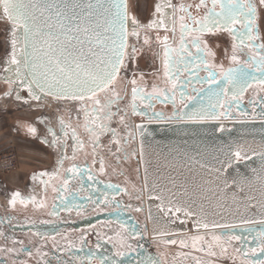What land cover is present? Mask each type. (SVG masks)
I'll use <instances>...</instances> for the list:
<instances>
[{
    "label": "snow or ice",
    "instance_id": "snow-or-ice-1",
    "mask_svg": "<svg viewBox=\"0 0 264 264\" xmlns=\"http://www.w3.org/2000/svg\"><path fill=\"white\" fill-rule=\"evenodd\" d=\"M258 4L261 10H264V0H258ZM138 7V0H132L131 5L129 0H0V18L10 22L7 55L2 61L3 68L0 69L2 73L0 78L8 85L4 95L10 96L15 92V99L24 104H28L29 100L39 101L45 96L79 102L86 119L90 120V130L94 136L93 146L101 147V137L107 134L116 149L114 153L111 152V148L108 151L117 161L120 160L121 152H124V158L127 159L128 153L121 143L122 139L127 143V139L120 137L117 129L112 127V122L118 116V123L128 128L125 115H121L124 111L120 108L123 97L115 90L114 85L118 78H127L132 64L142 52V49L137 47L141 42L142 31L143 45L151 46L153 38L149 34L150 29L156 30L157 33L163 29L165 32L175 34L178 27L180 39L179 45L175 48L168 44L167 35L162 41L159 34L155 37L156 42L163 43L165 86L153 85L151 91H145L138 84L134 74L130 79L132 113L147 116L150 120L163 118L161 112H150L153 108L152 102L158 100L161 103L170 101L173 105L177 103L181 105L174 113V118L178 121L201 124L219 121L222 117H232L234 111L241 116H248L247 111H241L245 93L253 85L264 86V36L260 34L258 7L254 0H210V6L209 0H199L194 7L197 10L206 9L201 16L192 15L190 11L193 8L192 4H174L172 0H155L151 16L146 22H142L137 15L131 14L130 8ZM178 12L183 14L178 16ZM224 34L231 37V54L228 56L230 66L227 68L223 64L217 65L212 62L210 58L214 57L215 53L205 39L206 36L218 38ZM130 40L135 42L130 44ZM25 91L26 97L22 95ZM102 95L104 99H101ZM248 104L252 105L253 119L258 116L264 122V96L257 94L254 99H249ZM257 105L260 106L258 113ZM59 124L60 133L48 127L47 131L51 133L52 138L51 140L46 137L41 138V142L52 149L59 146V164L63 167L64 160L68 158L65 155L67 142L64 138H67L69 133L65 130L63 119L59 120ZM144 127L143 124L135 125L141 138L144 135ZM14 129L24 130L32 138L39 135L37 127L31 123L20 122L14 125ZM220 130L223 131L222 124ZM131 135L129 132L128 136ZM71 138L77 139L75 130L72 131ZM80 147H83L82 142ZM140 149V159L147 163L143 139ZM249 152L264 162V145L259 151L249 145H237L235 150L227 155L225 161L219 162L221 167L213 166L209 170L210 175L215 174V180L205 182L209 185L207 187L205 183L197 184L195 180L181 179L182 174L159 175L157 182L149 188V198L158 201L156 214L153 215L151 212L149 214V219L154 224L153 232L169 237L171 234L167 230L168 224L174 223L180 216L195 218L197 229H219L221 232L211 235L212 242H207L203 235L190 237L191 248L199 252L206 251L209 256H216L217 253L213 250L216 247H219L221 254H227L226 245L234 242L243 244L244 238L237 235L235 229L247 226L244 231L257 232L253 237L256 247L246 250L235 248V252L245 258L249 255L254 256L257 252L264 254V227L257 231L255 219L239 214L238 209L233 211L230 205L226 206L221 202L222 187L236 186L243 192L245 184L248 183L236 178L232 179L230 184L229 178L220 175L221 171L225 170V165L231 167L233 160H249ZM132 155L135 156L136 153L133 152ZM71 159L75 160V155ZM95 163L96 161L93 160V164ZM200 167L207 169L208 165L203 163ZM105 170L104 161L101 159L99 171L104 173ZM64 171L66 174L84 175V169L76 164ZM88 171L90 172L91 169ZM145 173L147 180V168ZM56 175L58 173L46 171L38 173L40 177ZM32 178L36 179L37 174ZM69 179H64L59 187L53 188L57 193L56 198L61 201L66 211L72 209L65 203L67 197L62 196L61 192L67 190ZM94 179L92 175H88L89 181ZM258 180L264 185V176L258 177ZM45 185L47 186V181ZM145 186L148 187L147 183ZM107 187L116 190L119 185L109 183ZM18 197H20L19 192L12 193L11 205L16 204ZM31 199L35 200L34 197ZM73 199L76 197L73 196ZM87 199L97 207L110 203L107 195L104 200L99 197L93 200L91 195L87 196ZM232 199L233 203H242L246 213L250 212L252 207H259L262 217L259 224L264 225V187L261 188V199L255 206L251 205V201L256 199L254 196L238 202L234 194ZM21 202H25L23 198ZM38 203L43 206V201ZM142 210L140 207L135 209L137 212ZM52 214H56L55 206ZM225 216L229 219L226 220ZM235 218L239 219L238 224L231 222ZM6 219L11 224V218ZM4 222L0 219V223ZM156 225L164 226L158 228L155 227ZM121 227L125 228L127 234L117 233L119 242L113 245L117 250L112 255L101 254L100 257H96L95 252H90L86 259L90 262L95 261V264H162L160 259L150 256L139 260L130 256L131 253L139 255L137 248L133 247L130 241L133 238H142L144 233L137 231L136 226H132L131 231H127V224H121ZM0 236L7 239L3 231H0ZM101 239L97 234L95 245L97 250L102 248ZM111 239L109 237V242ZM80 240L81 243H85L86 234L82 233ZM13 243L20 244V249L8 248L6 251L26 250L22 240H13ZM164 243L175 245L177 241L168 238ZM179 243L184 248L189 247L184 239ZM197 244L201 246L197 247ZM74 247L75 244L70 241L62 245L53 238L51 249L56 256L57 264L60 259L58 253H63L65 248L67 251H72ZM37 251L41 250L38 248ZM27 254L29 257L32 256L31 251ZM180 255L187 254L182 252ZM47 256L48 253L45 252L40 258L44 264H52V260L45 259ZM196 264L203 262L197 259ZM242 264H264V259L251 262L245 259Z\"/></svg>",
    "mask_w": 264,
    "mask_h": 264
},
{
    "label": "flooded vegetation",
    "instance_id": "flooded-vegetation-1",
    "mask_svg": "<svg viewBox=\"0 0 264 264\" xmlns=\"http://www.w3.org/2000/svg\"><path fill=\"white\" fill-rule=\"evenodd\" d=\"M154 2L155 0H151L150 2L151 9L149 10L147 18L151 16ZM172 2L174 4H192L193 8L190 11L193 16H201L206 11V9L197 10L194 7L195 4L199 3V0H172ZM254 2L257 3L258 7L260 34L264 36L260 23L258 0H254ZM182 14L177 13L178 16ZM139 18L142 22H146L147 20V18ZM149 34L153 38L152 45H143L144 33L142 31L141 42L137 44V47L141 48L142 52L132 64V69L128 73L127 78H118L114 85L115 90L123 97V100L120 102V108L124 111L121 112V115H125V123L128 125V128H124L123 125L118 123V116L112 122V127L117 129L120 137L127 139V143H124L123 139L121 141L123 148L128 153L127 159L124 158V152H121L119 154L120 160L117 161L108 151L111 148V152L114 153L116 149L107 134L101 137V147L93 146L92 140L94 136L90 130V120L86 119L83 107L79 102L43 97L39 101L31 100V111L37 112V114H29L26 116L15 115L9 118L13 127L11 130L12 133H20L43 147H47V145L41 142V138L46 137L49 140L52 138L51 133L47 131L48 127H51L59 134L61 127L59 120L63 119L66 125L65 130L69 133V136L64 138L67 142L65 155L68 158L64 160L63 167H61L59 164L60 148L57 146L55 148L54 158L51 160V156H48L43 160V164L37 163L36 165L38 166L27 173L24 179V183L25 181L26 183L23 186L13 184L10 179L4 181L0 178V219L5 221L4 223H0V231H3L7 236V239L4 236H0V264H44L40 257L45 252L48 253L45 259H50L52 260V264H57L56 256L53 255V250L51 249L53 238H55L57 243L62 245H66L69 241L75 244L72 251H67V248H65L63 253H58L60 257L59 264H69V262L70 264H95V261L90 262L86 257L90 252H95L96 257H100L101 254L104 256L112 255L117 250L113 245L119 242L117 233L127 234L125 228L121 227V224L128 225L127 231H131L132 226H136L137 231L144 233L142 238H133L130 241L139 253V255L137 253L130 254L136 260L150 256L154 259H160L162 264H196L197 259L202 261L203 264H242L245 259L249 262L255 261V255L258 252L254 256L249 255L246 258L235 252V248L246 250L254 247L256 243L252 240L244 241L243 244L234 242L231 245H226L228 247L227 254H221L219 247H216L213 249L217 253L216 256H209L206 251L199 252L193 250L191 248L192 241L190 237L203 235L207 242H212L211 235L213 233L220 234L221 232L219 229H197L194 218L180 216L179 219H175L174 223L168 224L167 230L171 234L169 237L161 236L153 232L154 224L149 219V214L150 212L153 215L156 214V205L158 202L154 198H149L150 185L146 182L145 168H147V173H149L151 167H149V162L146 159L147 163L140 159V144L141 139H143L145 155L150 152L145 150L146 142L148 143L153 139H159V141L163 142L167 138H172V135L170 133L155 135L144 128V135L141 138L140 132L135 128V125L159 122H191L176 120L174 113L181 105L178 103L173 105L170 101L166 103H161L158 100L152 102L153 108L150 112H161L163 113V118H153L150 120L147 116L134 115L132 113L130 96L132 85L129 81L133 74L137 78L138 84L145 91H151L153 85L158 87L165 86L166 78L163 75L162 63L163 43L156 42V35L159 34L161 41L167 35L169 37L168 44L173 48L179 45L180 34L178 27L175 34L165 32L163 29H160L158 33L156 30L150 29ZM224 36L229 45L225 49H221V43L218 42V38H215L212 43L211 38L206 36L205 39H207L209 47L215 53V56L210 58L212 62L217 65L223 64L227 68L230 66L228 56L231 54V37L227 34H224ZM134 42V40L129 41L130 44ZM219 52L223 54H221V60L217 59L220 55ZM142 59H144V63ZM121 75L123 76V73ZM185 75L188 74L185 73ZM201 75H204V73H201ZM141 76L143 77L142 79ZM7 90L8 85L0 78V99L5 97L4 93ZM189 92H191V88H189ZM257 94L264 96V86L253 85L244 95L241 111H247L248 116H241L234 111L232 117H222L219 121L213 122L219 123L218 128H220L221 124L224 126V123L229 121L253 118L252 105H249L248 101L249 99H254ZM10 96L15 98V92ZM101 99H104L103 95ZM139 106L143 107V105ZM113 111H115V108H113ZM259 111L260 106L257 105L256 112L258 113ZM91 115V111H89V116ZM169 117H172V119H169ZM20 122L33 124L37 127L39 135L36 138H32L24 130L16 131L14 125ZM73 130L76 132V140L71 138ZM129 132H131V136H128ZM193 137L192 135V141L189 140L191 143L187 146V151L192 155L201 156V160H199L202 161V164L206 163L208 165L210 158L208 146L204 143L206 137L204 135L201 136L203 141L200 149L193 144ZM80 142L83 143V147H80ZM133 152L136 153L135 156L132 155ZM73 155H75V160L71 159ZM101 159H103L106 169L104 173H100L99 171ZM93 160L96 161L95 164H93ZM200 161L197 160V162ZM167 162L168 160H154L158 169L161 166L163 168V164ZM170 162H173V160ZM73 164L82 167L84 169V175L66 174L64 170L72 167ZM88 169H91V171L89 172ZM41 171L58 173V175L53 177H40L38 173ZM34 174H37L36 179L32 178ZM161 174L164 173L156 174V177ZM88 175H92L95 179L89 181ZM64 179H69V184L67 190L62 191L61 195L67 197L65 203L72 209L71 211L64 210L61 201L56 198L57 193L53 191V188L59 187ZM45 181H47V186L45 185ZM109 183L119 185V188L116 190L110 189L107 187ZM146 183L148 187L145 186ZM89 185H91V188H89ZM14 192H19L20 197H18L16 204L13 206L10 203V198ZM89 195L92 196L93 200H96L97 197L104 200L105 195H107L110 203L101 204L97 207L87 199ZM73 196L76 199H73ZM33 197L35 200L31 199ZM21 198L25 202L22 203ZM40 201H43V206L38 203ZM117 202H119V208H117ZM54 206L56 214H52ZM137 207L143 210L137 212L135 211ZM6 218H11V224L7 222ZM13 225L15 227H12ZM163 226L156 225L155 227L160 228ZM36 233H40V235H36ZM82 233L87 236L85 243H81L80 240ZM97 234L102 238L100 240L102 248L99 250L95 248ZM109 237L112 238L111 242H109ZM168 238L175 239L177 243L175 245L164 243ZM181 239L186 241L189 245L188 248L180 245L179 242ZM13 240H22L26 250L23 252L6 251L8 248L20 249L21 245L13 243ZM45 241H47V246H45ZM200 246V244H197V247ZM38 248L41 250L40 252L37 251ZM28 251L32 252L31 257L28 256ZM182 252L187 255L181 256L180 253Z\"/></svg>",
    "mask_w": 264,
    "mask_h": 264
},
{
    "label": "water",
    "instance_id": "water-1",
    "mask_svg": "<svg viewBox=\"0 0 264 264\" xmlns=\"http://www.w3.org/2000/svg\"><path fill=\"white\" fill-rule=\"evenodd\" d=\"M27 93L23 92V96H27ZM48 97L49 96H45ZM55 98V97H51ZM147 131L160 135L162 133H170L172 138H167L163 142L159 139L152 140L145 143L146 151L148 152L145 159L149 162L151 170L147 173L146 182L151 186L157 182V175L164 173L166 175H181V179H187L189 181L195 180L197 184L205 183L210 180H215V174L210 175L209 170L215 167H221L219 162L225 161L227 155L231 151H234L237 145H249L255 147L257 151L264 145V122L259 117L233 120L224 123L223 131L220 130L219 123L217 122H206V123H184V122H172V123H148L144 125ZM195 147L199 148L202 146V135L206 138L204 143L208 146L209 158L208 168H201L202 164L201 156L192 155L187 151V146L192 141ZM145 151V152H146ZM249 160L235 161L231 163V167L224 166L223 171L220 175L222 177L229 178L231 184L232 179L240 178L248 183L245 184L243 192L240 191L239 187L232 186L231 188H223L221 191V202L226 206H231L233 211L238 209L239 214L246 215L249 218H253L257 221L255 225L257 231L264 227L259 224L261 220V214L259 207H252L250 212H245L242 203H233V195L235 194L236 201H243L249 196H254L256 199L251 201V205H257V202L261 199V185L258 177L264 176V162L258 156L248 153ZM193 158V159H192ZM220 158V159H218ZM168 160L167 163L157 168V164L154 160ZM192 159V160H191ZM200 159V160H199ZM173 160V162H170ZM197 160L200 161L197 163ZM162 168V169H161ZM157 174V175H156ZM205 186H209L205 183ZM215 187V185H211ZM158 202V201H157ZM199 203V201H198ZM224 215V214H222ZM195 219V218H194ZM219 219V217H216ZM225 219H229L225 216ZM224 222V221H221ZM231 222L239 223V219L235 218ZM247 226L238 227L235 229L237 235H241L244 241H253V237L256 236L257 232L251 233L244 231ZM256 247V245L254 246ZM264 254L258 252L255 255V260H262Z\"/></svg>",
    "mask_w": 264,
    "mask_h": 264
},
{
    "label": "rangeland",
    "instance_id": "rangeland-1",
    "mask_svg": "<svg viewBox=\"0 0 264 264\" xmlns=\"http://www.w3.org/2000/svg\"><path fill=\"white\" fill-rule=\"evenodd\" d=\"M151 0H138V8H130L131 14L137 15L143 19L147 18L149 15ZM132 0H130V5ZM260 23L262 27V32L264 35V10H261L259 6ZM10 22L5 21L0 18V69L3 68V59L6 57L8 48L7 41L10 36V28L8 25ZM211 43L215 40L210 39ZM218 42L221 43V49L227 48L228 43L224 35L218 37ZM217 58L221 60L222 53ZM222 54V55H221ZM144 63V59H142ZM2 75V73H0ZM29 100L28 104L22 103V101L15 99L13 96H5L0 99V178L4 181L11 180L15 185L19 184L23 186L24 179L28 172H30L34 167H37V163L43 164V160L48 156L54 158L55 149L43 147L38 145L37 142L24 137L20 133H12V124L9 118L15 115H35L37 112L31 111ZM8 154H12L14 157L13 166L9 160H7ZM40 165V164H39ZM14 179V181H13ZM16 179V180H15Z\"/></svg>",
    "mask_w": 264,
    "mask_h": 264
},
{
    "label": "built area",
    "instance_id": "built-area-1",
    "mask_svg": "<svg viewBox=\"0 0 264 264\" xmlns=\"http://www.w3.org/2000/svg\"><path fill=\"white\" fill-rule=\"evenodd\" d=\"M6 158H7V160H9L11 162L9 164H11V166H13L14 164L12 162L14 160V157L12 156V154H8V156Z\"/></svg>",
    "mask_w": 264,
    "mask_h": 264
}]
</instances>
